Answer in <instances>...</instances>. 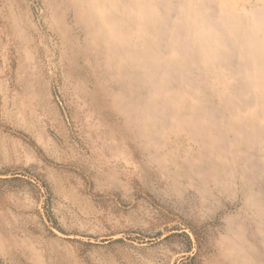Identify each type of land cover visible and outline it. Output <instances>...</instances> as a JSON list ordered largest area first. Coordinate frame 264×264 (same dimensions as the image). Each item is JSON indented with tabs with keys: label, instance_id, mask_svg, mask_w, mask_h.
Here are the masks:
<instances>
[{
	"label": "rangeland",
	"instance_id": "374dc122",
	"mask_svg": "<svg viewBox=\"0 0 264 264\" xmlns=\"http://www.w3.org/2000/svg\"><path fill=\"white\" fill-rule=\"evenodd\" d=\"M0 264H264V0H0Z\"/></svg>",
	"mask_w": 264,
	"mask_h": 264
}]
</instances>
